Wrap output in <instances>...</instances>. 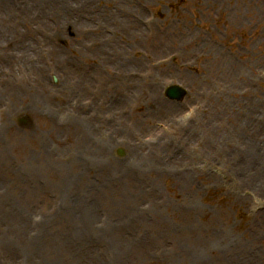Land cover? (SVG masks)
I'll list each match as a JSON object with an SVG mask.
<instances>
[{"label": "rangeland", "instance_id": "obj_1", "mask_svg": "<svg viewBox=\"0 0 264 264\" xmlns=\"http://www.w3.org/2000/svg\"><path fill=\"white\" fill-rule=\"evenodd\" d=\"M0 264H264V0H0Z\"/></svg>", "mask_w": 264, "mask_h": 264}, {"label": "water", "instance_id": "obj_2", "mask_svg": "<svg viewBox=\"0 0 264 264\" xmlns=\"http://www.w3.org/2000/svg\"><path fill=\"white\" fill-rule=\"evenodd\" d=\"M185 91L178 85H170L165 89V95L170 99H181Z\"/></svg>", "mask_w": 264, "mask_h": 264}]
</instances>
